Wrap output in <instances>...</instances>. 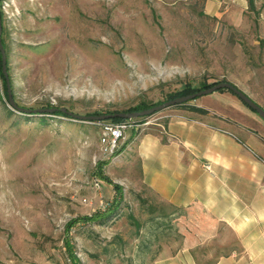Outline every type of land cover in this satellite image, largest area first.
Segmentation results:
<instances>
[{"label": "rangeland", "instance_id": "obj_1", "mask_svg": "<svg viewBox=\"0 0 264 264\" xmlns=\"http://www.w3.org/2000/svg\"><path fill=\"white\" fill-rule=\"evenodd\" d=\"M0 13L18 107L122 111L184 82L225 80L264 109V0H0ZM211 95L187 104L209 107ZM175 112L190 115L170 106L132 118L106 153L107 121L18 111L0 71V264H157L170 254L212 264L187 210L127 178L134 136ZM221 125L242 138L240 127ZM224 239L214 256L231 250Z\"/></svg>", "mask_w": 264, "mask_h": 264}, {"label": "crops", "instance_id": "obj_2", "mask_svg": "<svg viewBox=\"0 0 264 264\" xmlns=\"http://www.w3.org/2000/svg\"><path fill=\"white\" fill-rule=\"evenodd\" d=\"M219 93H210L213 105L198 106L206 115L170 113L157 128L136 134L129 146L134 173L128 182L187 210L212 264H264V123L236 96ZM224 122L240 127L242 138ZM219 237L229 240L231 250L214 256L224 248ZM170 255L157 264H178Z\"/></svg>", "mask_w": 264, "mask_h": 264}, {"label": "water", "instance_id": "obj_3", "mask_svg": "<svg viewBox=\"0 0 264 264\" xmlns=\"http://www.w3.org/2000/svg\"><path fill=\"white\" fill-rule=\"evenodd\" d=\"M0 31H1V25H0ZM0 71L5 81V90H6L7 101L9 105H11L14 109L18 111L27 112L28 114H32V113L37 114L40 112L52 113V112L58 111L68 116L71 119L80 120V121H103V120H107V119L114 118V117L125 119V120H131L132 118L149 115L161 109H164V108L176 105V104H180V103L189 101L191 99H195L199 96L210 94L218 89L224 88V89L229 90L240 101H242L248 108L254 111L255 114L262 121H264V109L260 107L255 101H253L250 97H248L245 93H243L241 90H239L233 84L227 81H218L214 83L213 85L207 88L201 89L199 91H196L194 93L174 97L172 99L165 100L159 104L153 105L147 109H142L139 111H131V112L115 111L112 113L80 115V114L72 113L66 110L64 107H45V108L25 109V108L16 106L10 97L9 83H8V79H7V75L5 71V55H4L3 48L1 46V42H0Z\"/></svg>", "mask_w": 264, "mask_h": 264}, {"label": "trees", "instance_id": "obj_4", "mask_svg": "<svg viewBox=\"0 0 264 264\" xmlns=\"http://www.w3.org/2000/svg\"><path fill=\"white\" fill-rule=\"evenodd\" d=\"M248 2L250 3V0H248ZM0 15H1V13H0ZM218 81H225V80H218ZM218 81H210V82H207L205 80H201L196 85H191L188 82H184V83L181 84V86H180L179 89L166 92L164 94V97L162 99H160V100H156V101L140 100L137 103H135L134 105L129 106V107L123 109L122 111H124V112H131V111H139V110H142V109H147V108H149V107H151L153 105L159 104V103H161V102H163L165 100H169V99H172L174 97H178V96H182V95L191 94V93H194V92L199 91L201 89L207 88V87L213 85L214 83H216ZM225 91L231 93L229 90L224 89V88H221V89L216 90V92H220V93L221 92H225ZM187 102L188 101L183 102V103H180V104L173 105L171 107H175V108H179V109H186L189 112H192V113H195V114H199V115H206L207 110H205V109H203L201 107L195 106V105H189V104H187ZM241 103L243 105H245L242 101H241ZM112 112H115V111H103V112H100V113H112ZM100 113L94 112L93 114H100ZM51 114L52 115H59V116H63V117H68V116H66V115H64V114H62V113H60L58 111L52 112ZM147 116L148 115L141 116V117H136L134 119L135 120L136 119H140L141 120V119H143V118H145ZM124 120L125 119H121V118L114 117V118H110V119L103 120V121H107L108 123H115V122L124 121ZM263 123H264V121H263ZM101 166H102L101 162H98L96 164V168H97L98 175L102 179H104L105 181H107L108 183H111L114 191H118L120 189V187H119L118 184L113 183L112 181H109L106 177H104L103 175L100 174V167ZM91 218H93V217H91V216L81 217L82 220H90Z\"/></svg>", "mask_w": 264, "mask_h": 264}, {"label": "built area", "instance_id": "obj_5", "mask_svg": "<svg viewBox=\"0 0 264 264\" xmlns=\"http://www.w3.org/2000/svg\"><path fill=\"white\" fill-rule=\"evenodd\" d=\"M130 120L119 121L115 123H107L102 127L100 144L103 152L111 153L117 147V141L123 138V133L128 127ZM205 169H209L208 164L204 165ZM95 186L98 184L95 182Z\"/></svg>", "mask_w": 264, "mask_h": 264}]
</instances>
